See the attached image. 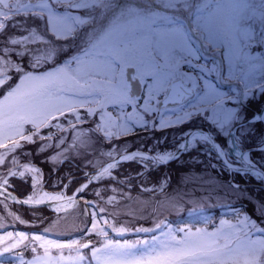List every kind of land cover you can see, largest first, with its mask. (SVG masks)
<instances>
[{"label": "rangeland", "instance_id": "rangeland-1", "mask_svg": "<svg viewBox=\"0 0 264 264\" xmlns=\"http://www.w3.org/2000/svg\"><path fill=\"white\" fill-rule=\"evenodd\" d=\"M6 1L7 0H0V14L7 13L6 9L8 6ZM62 1L67 0H42L35 4H29L27 0H21L18 11L20 10L22 13H26L32 9H42L49 18V32L64 37L63 35L68 34L70 31L69 29L71 28L64 31L62 23L63 21H66V24L72 27L70 23L67 22V20L70 21L72 14L71 12H61V10H59V8L61 9L60 2ZM168 1H183L189 3H192L193 1L195 4L194 7L201 4V6L205 5V7L209 6L210 8L219 7L223 4L222 0H192L191 2L188 0ZM113 3H115L114 0H109L107 3L93 0L80 8L84 9L83 12H85L84 14L86 15L83 20L86 18L95 20V14L102 13L105 17V23L110 24L111 27H106L102 31L94 27L87 28V36L84 37V41L80 45H77V43L71 44V46L76 47L78 50L75 48L68 56L69 58L64 60L65 62L62 65H55V61L61 55L62 50L64 51L66 47L64 44H54V40L48 37V35L46 36L44 31L41 32L35 27H32V24L30 25L23 22L19 23L18 20H15L9 25L13 29L8 28L4 32V36L0 37V87L5 83V80L8 82L11 79L12 83H15L16 86L14 85L15 87L6 92V96L1 97L0 99V143L5 139L12 138L19 133H22L28 127L35 126V124L49 118V115L52 113L57 112L59 114L60 111L67 109L70 105H74L75 102L81 98H83V103H88L94 102L99 95L105 97L106 102L102 107V110L97 113V116L100 119V123H97L98 128L107 126L109 122L110 124H113V121L110 118L105 119V113H108L109 108L117 107L119 108V113L122 114L129 99H127L128 96L126 98V95L123 97L122 93L119 96V93H116L117 89L112 88L111 84L108 83L109 78L111 79V70L113 67L110 64L109 58L107 59L103 56L102 43L107 40L108 36H110V38H116L115 35H109L111 34L110 31H115L113 27L121 17L132 18V11L130 3L121 7L117 5L112 6ZM53 5H55V8L57 9H52ZM102 7H106L104 12H101L100 10ZM225 8L226 7L213 9L214 12H212V9H206L207 11L203 12L202 17L200 18L205 19L203 27V30L206 31L205 39H214L220 35L223 39L230 40L228 36L229 33L233 31L231 24L234 22V19L228 16ZM108 11L111 12L112 15L109 18H106ZM196 16L197 9L193 18V23L195 24ZM160 22V19H153L150 26L161 29V27H157ZM15 23H18V25ZM27 26H31L29 32L26 31ZM169 31H174V33L169 36V41L173 42L176 47L172 49L170 48L166 60L167 64L159 67V69L164 68V70L168 72V74L166 73L164 75L170 77L173 75L180 76V73L183 72H191L190 70H193L196 61L195 53L191 52L189 46L184 41L182 31H180L179 27H170ZM121 32L119 34L125 38L126 33L124 31ZM137 40L138 37L136 42ZM139 41L143 42V40ZM136 42H134V44ZM153 43V45L157 47V43L155 41H153ZM232 57L234 61L227 64V72L229 73L235 69V65H239V61L236 60V57L234 55H232ZM188 60H190V62H188ZM27 67L32 70L31 73ZM154 68H152L148 62H145V65L142 64L138 67V74L139 76H142L141 80L146 86L145 97L152 99L156 96L157 92L162 91L166 81L164 80L165 76H162L159 80H154L155 77L151 75V71H153ZM67 71L69 72V79L76 85L66 79ZM96 77H103V83L96 84ZM251 77V74L246 75V80L249 81ZM64 79H66L64 82H60ZM92 79L94 81H92ZM77 84L83 85L84 88ZM95 87L99 88L98 92L96 91L97 89H94ZM27 88H29L27 91H23ZM20 91H23V93ZM94 94L96 95L92 96ZM90 96L92 97L88 98ZM136 105L138 111L141 106L139 104ZM170 109L164 108L163 111H161V116L159 118L163 123L165 121L170 122V116L176 113ZM136 116L140 118L139 115ZM174 117H177V115ZM219 118L221 119V117ZM67 119L71 121L75 120V117ZM76 120H78V118ZM145 121L146 118H143L138 125L140 127L143 126ZM217 124L223 129L219 119H217ZM124 125L126 126L125 123ZM255 129L257 128H248L247 132L251 133ZM127 130L128 129H122L121 131L125 132ZM87 132L89 135L93 133L92 130ZM99 132L101 135H106L109 130L100 129ZM58 133L60 135L52 140L33 137L32 140L36 141V145L27 142L21 146L14 145L4 149V151H0V169H2L1 165L4 164L5 160H8L9 168L21 165L20 161H24V159L36 163L43 161L44 156H41V153L49 155L56 167L60 160H65L66 164L71 162L75 165L82 164L85 165V167L89 166L90 162H87L86 160L82 162V159H79L76 154V148L79 149L85 146L86 143L80 142L77 136H73L72 129H69L68 132L60 131ZM34 134L35 131L28 130V135L34 136ZM18 152H21L24 156L21 158L20 155L17 154ZM8 157H14L16 162L13 163V158L7 159ZM70 169H72V166H65L61 175H59L58 178L55 177L54 180L49 181L47 185L52 187L57 186L59 182H62L68 177ZM22 171L25 173L23 176L21 175ZM3 172L4 170L1 171V173ZM10 174L13 175V177L17 176L22 179V182H18V184L21 185V188L26 186L25 181L32 179L33 186L36 188L34 192L36 196L38 190L42 191L39 186L40 181L33 178L27 169L17 167V169H13ZM195 179H203L204 181L169 184L168 189L165 192L157 194L150 193L145 196L135 195L133 200H131L132 197L131 199L125 198V200L121 198L123 197L122 195L126 194V191L121 190L124 188L119 185H110V187H112L113 190L120 189L121 191L119 190V192H121L122 195L119 196L115 193L114 195L110 193L107 196H102L100 191L107 190L105 188L106 185L102 181V183L93 184L92 187L86 190L88 197L82 199L88 211L87 216L83 217L80 216L81 213H72V215H61L57 218H50V220L42 219L40 221H42V224L44 226L46 225L45 227H48L50 231L62 235L68 230L74 231L81 228V223L85 221L84 224H86V218L89 219V223L85 226L87 232L83 234L81 238L88 237L82 241L84 242V240H88V242H90V247H88L86 251L74 255L79 264H83L84 262V252L91 253L92 255L98 253L99 264H263V261L260 260L263 255L258 252L259 248H261L262 251L263 243H261L260 236L255 232L260 229L257 226L255 227L253 222L246 220L245 216L240 217L233 222L227 219H223L222 221L221 218L218 222L219 224L217 227L213 228V230H200L199 228V224L205 222L206 219L209 218L208 215H201L192 218L191 220L192 222L194 221V223L191 224V228L189 225L182 223L183 221L180 220L181 217L189 215L193 211H201V209H203L201 207H212L213 204H222L229 201V199H226L225 197V188L222 187L221 191H223V194L217 192L216 190L220 189H216L215 184L211 183L210 185L209 182L206 181V175L201 168H199L197 172L188 169L184 173H179L175 181L180 182L183 180L189 181ZM3 183L5 182H1L0 184ZM40 197L41 196L35 197V199ZM93 197L95 199H92ZM115 200H119V204L121 203L122 206L126 207V210L130 213H135L138 205H140L141 207H148L151 211H154L158 222L163 221L170 216H174V218H178L177 225L178 223H182V225H178V228L167 227L168 225L165 222L166 227L154 230L152 234L144 240L137 237L136 240L120 242L118 240L115 241L110 239L109 237L104 238L103 234L107 231L105 228L101 227L96 215L94 216V214H92L94 211L93 206H97V201L104 202L103 206H100L102 207L100 208L102 213L105 211L113 217V228L125 229L123 232H118L120 235H125L127 232L137 233L139 231H148V229L152 230L151 226H149L148 218L142 216L141 218H136V221H134L126 216V210L124 208L107 206L113 205ZM238 200L237 197V199L233 201L238 202ZM2 203L3 202L0 201V231L10 226H15L16 229L18 228L20 230L21 222H13L14 219H20L21 215L27 218L31 216L32 213L30 211H22L21 208H15L7 204L1 205ZM174 210L178 213L174 212ZM238 210L239 209L233 208L229 211L231 214H236V211ZM224 211L225 210H218L217 213L223 216L225 214ZM142 218L143 220L140 221ZM38 225H40V222ZM251 225L255 227V231L254 229L248 230V227ZM9 231L11 232V229L7 230L6 234L0 233V235L7 236L10 233ZM221 232H224V234ZM182 233H186L184 235L187 237L180 240L179 235ZM20 234L24 233L18 232L17 235ZM100 237L102 239H100ZM30 238L32 239V243L30 242V244L39 243L43 245L45 249L59 251H62L63 247H67L69 244L78 242L75 240H73V242L62 241V243L49 241L38 235V233H35L34 235L32 234ZM224 239L226 241L223 244L219 242ZM229 241H232L231 244H233L231 248L228 247ZM246 242L249 245V250L253 253V256L251 257H249L250 251H247L246 255L243 253V245ZM25 252L28 254L26 250ZM231 255L234 256V262L228 260V257ZM31 257L32 253H30L28 259H31ZM47 257L43 258L44 264H48L46 262ZM5 259L6 254H0V260ZM11 259L17 264L19 260H24L23 257L15 259L13 256ZM28 259H25L24 262L27 263ZM48 261H50L51 264H68L64 257L59 255Z\"/></svg>", "mask_w": 264, "mask_h": 264}, {"label": "snow or ice", "instance_id": "snow-or-ice-1", "mask_svg": "<svg viewBox=\"0 0 264 264\" xmlns=\"http://www.w3.org/2000/svg\"><path fill=\"white\" fill-rule=\"evenodd\" d=\"M194 73L183 72L180 76L173 79L172 83L164 90L157 92L154 99L144 98L142 106L138 112L136 104L141 100V97L137 96L134 99H130L124 107V114L127 117H133L135 115L140 116V121L133 119V123H140L144 115L148 116L155 115L158 112L163 111L161 105L172 106L170 110L175 111L177 115V122L183 121V129L188 130L200 128L202 132L211 131L212 139L215 140L216 136L223 135L218 130V125L214 122L218 118V108L212 105V102L206 99V92L204 88L198 86L197 81L193 78ZM151 104L149 108L148 105ZM111 115L117 116L115 112H112L109 108ZM120 116H117V120ZM158 125L162 124L163 121H155ZM207 125V128L205 126ZM178 123H174L173 127H178ZM157 131L159 128L156 129ZM133 128H129L124 134L133 132ZM258 133L264 134V129H256ZM231 133L225 136V145L230 138ZM119 139V134L116 136ZM198 151L199 149H194ZM219 155V153H217ZM169 157L165 156L163 159L167 160ZM24 168L28 170L29 174L35 178V174L40 170L38 168H32L29 165H24ZM25 173L22 171L21 175ZM114 231L123 232L125 229L116 228ZM90 243V242H89ZM88 245L85 244L84 247ZM32 253L31 259L28 260L27 264H44V257L51 256L54 249H45L43 245L36 243L30 244L27 239V234L14 235L9 233L7 236L0 235V254L14 253L17 257H21L24 251ZM18 264H25L21 259Z\"/></svg>", "mask_w": 264, "mask_h": 264}, {"label": "bare ground", "instance_id": "bare-ground-1", "mask_svg": "<svg viewBox=\"0 0 264 264\" xmlns=\"http://www.w3.org/2000/svg\"><path fill=\"white\" fill-rule=\"evenodd\" d=\"M65 28H71L70 26L68 25H65ZM151 32H153V37H150L151 40H157V41H161V40H166L168 37L165 36V35H162V34H159L158 32H156L155 30H150ZM149 39V40H150ZM135 48H131L128 52H132L134 51ZM241 81H246V73L244 72L242 75H241ZM238 83H239V80H238ZM259 93V92H257ZM257 93L255 94H250V96H247L246 99H242L240 98L237 102V107H239L240 105H244L246 107H249L250 105H252L253 107L250 109V111H248L246 114H247V117L248 119H250L253 115H256L258 113H260L263 108H264V101H263V96L264 94H260L258 95ZM222 106H219L218 108H222ZM238 109V108H236ZM241 115H242V112H241ZM236 124H239V120L237 121ZM251 127V123L247 120L243 123V126L240 127V130H239V135L240 136H243V137H247V129ZM264 134H261V133H258L257 134V137H255V139H252V141H258V142H262L264 140ZM262 138V139H260ZM261 140V141H260ZM254 148H256L254 146ZM264 232V229L262 230ZM161 250V249H160Z\"/></svg>", "mask_w": 264, "mask_h": 264}]
</instances>
